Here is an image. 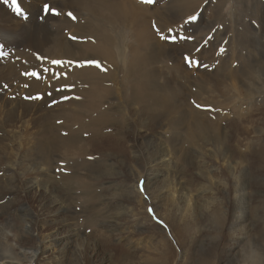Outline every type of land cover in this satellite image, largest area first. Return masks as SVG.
Listing matches in <instances>:
<instances>
[{"label":"bare ground","instance_id":"6f19581e","mask_svg":"<svg viewBox=\"0 0 264 264\" xmlns=\"http://www.w3.org/2000/svg\"><path fill=\"white\" fill-rule=\"evenodd\" d=\"M160 1L151 7L152 0H21L28 20L0 2V45L17 48L15 57L20 58L15 65L0 67V83L10 89L19 70L30 74L41 69L50 77L44 84L42 79L20 78L28 86L25 95L43 97L37 101L14 100L17 88L10 93L0 86V264H136L132 254L124 255L118 245L113 246L111 237L129 229L121 220L131 213L132 219L138 217L133 201L146 205L144 193L149 196L147 203L169 223L178 245L204 213L213 216L219 234L234 244L252 238L248 217L252 177L245 163L252 143L243 144L245 139L237 136L264 134L260 127L264 125V3ZM45 3L61 15L42 19ZM226 5L237 7L230 19L223 15ZM248 12L257 28L241 18ZM194 13H200L199 21L185 26ZM176 33L194 40H166ZM198 45L202 50L196 52ZM186 55L208 67L188 66ZM60 60L91 61L94 66L51 64ZM46 68L67 75L56 80ZM64 85L72 90L59 92ZM63 95L80 99L50 107ZM218 108L226 112L215 113ZM237 153L241 161L236 160ZM58 162L68 171L60 175L61 183L53 175ZM203 164L221 172L211 176L212 170H201ZM124 167L135 183L110 185L114 188L109 195L117 201L113 207L120 212L115 217L103 215L98 210L107 203L103 188L109 186L108 179L122 177ZM197 170L207 183L193 178ZM221 174L230 178L234 193L230 216L228 207L223 211L218 203V194L230 188L228 180L219 179ZM77 198L83 200L79 215ZM83 216L84 226H97L95 236L120 257L98 260L91 254L95 246L81 231ZM136 226L149 228L144 222ZM149 241L160 261L149 258L148 264H171L175 249L169 239L152 234ZM260 248L252 245L241 263L233 252L226 264H264V247Z\"/></svg>","mask_w":264,"mask_h":264},{"label":"rangeland","instance_id":"374dc122","mask_svg":"<svg viewBox=\"0 0 264 264\" xmlns=\"http://www.w3.org/2000/svg\"><path fill=\"white\" fill-rule=\"evenodd\" d=\"M164 1L167 2V0H162L158 3H161ZM261 1L264 3V0H261ZM155 2H156V0H155ZM155 4L156 3L152 4L151 7H153ZM5 7H7V6H5ZM236 9H237V7L235 8L234 5H230V6L226 5L225 10L223 11V15H224L225 19H230L229 16L232 15V13L236 11ZM208 13H210V12L208 11ZM12 14H14V13H12ZM236 14L237 13H235V15ZM250 16H251V12L245 13V14H243V16L241 14V18H243L246 23L253 24L254 27L257 28L258 24L254 23L255 21L250 19L249 18ZM234 18H236V17H234ZM227 22L229 23V21H227ZM177 26H179V25H177ZM181 27L183 28V26H181ZM237 29L240 31L241 30L244 31V29L240 25L239 26L237 25ZM184 35H186V34H184ZM70 38H71V41L76 40L75 37L70 36ZM92 39L93 38H89L88 41H90ZM3 49H7V50H3ZM0 50L7 53L6 56L0 57V67H6L5 65L8 63L10 65H13V64L15 65L18 62V60L20 61V58L15 57V52L17 51V48L15 51L14 49L4 48V47H1V45H0ZM246 54H247V52L243 53V55L247 57ZM252 57H254V56H252V54H251L248 59H250L252 61ZM23 60H24V58L22 59V61ZM216 67H217V65H216ZM30 71H32V70H30ZM35 71H36V73L38 72L39 76L42 77V75H43V77H44V78H42L43 84L50 81V77H49L48 73L45 75L43 72H41V71H43L41 69H39L38 71L37 70H35ZM34 72H30L29 75H26L25 71L19 70L18 71L19 77L13 78V80L11 81L12 84H11L10 89H9L8 85L4 84L5 82H3V83L1 82L0 86H4L3 88H5V90H8L9 92L12 91L14 88L15 89L17 88L16 90L14 89L16 91V94L12 95V99H14V100H16V99L22 100L23 99V101L29 102L30 99H32V98L25 95V90L26 91L28 90V86H25L24 82L22 80H20V78L24 79L25 81L29 80L28 82H30L31 80L36 78V77L31 76V75H36ZM123 76H124V73H121V75H120L121 81L123 80ZM68 79H70V76L68 77ZM75 82L80 83V84H84L88 87H91L90 84L82 83L81 81L76 80V79H75ZM195 91H196V89H193V92H195ZM10 93H14V91H12ZM16 96H17V98H16ZM262 99L264 100V98H262ZM32 100L37 101V99L36 100L32 99ZM68 101H62L61 100L59 103H66ZM190 103L193 105L194 100H190ZM52 106H53V104H50V107H52ZM195 107H196V105H195ZM217 112L225 113L226 111L218 108L215 113H217ZM244 125H246V124H244ZM248 125H249V123H248ZM260 127L264 128V125H261ZM234 132H235V134L237 133L235 130H234ZM236 136H237V134H236ZM237 139H245L243 144H246L247 140H248V143H249V141H250V143H252V147H251L252 150L250 152L251 154L247 153L245 156V158L247 157L245 159V163L248 162L247 164L250 167L248 174H250V177H252V180H251L252 184L250 186L251 189H248L249 194L252 193V194H250L251 195V205H250L249 216H248L251 219L252 238H251V236L247 237L245 240L241 241V244L239 243L240 245L238 244L239 246L237 244H234L232 242V239L227 238L226 235L221 236L219 234L220 232L218 230H220V229L216 225V222H215L213 216L209 213H204V214H201V216H199L200 217V223L195 226V228L192 230V232L189 231L190 233L185 235L184 240L182 239L184 242L181 245H178L176 243L175 239L173 238L172 232L170 231L169 223L165 222L166 220L161 215H158L156 211H154V215L159 220L163 221L164 224L167 226V227H164L161 224H159L157 222V220L153 219L152 214H149L148 208L151 207L152 209L154 208L153 210H155V207L152 206L150 203L149 204L147 203L149 196H148V194L144 193V198L142 201L144 203H146V205L143 204L144 206L140 205L141 206L140 207V206H138L137 201H133V206L134 207L136 206V209H137L136 214L138 217L136 218V216H134L132 219L131 218L132 213H131L129 217H127L125 215V220L120 219L122 224L124 226H128L129 229L125 230L122 234L115 235V236L111 237V238H113V239H111V243L113 244V246L118 245V247H120L123 250L124 255L132 254L131 255L132 256L131 261L136 263V264H148V262L152 263L151 261H156L158 263L160 261L159 260L160 257L158 255V252H156L154 250L155 246H153L152 242L149 241L150 235H152V234H154L156 236V238H159V237L162 238V235H163L166 238H168L169 241L172 243V246L175 249V255H173V257L171 259V264H226L228 262V255L233 253V252L239 254L238 262L241 263L243 261V257L245 258L247 255L250 254L252 245H254V246L258 245V248L261 247L260 249H262V247H264V164H263L264 163V134L261 135L260 133L254 132V133L246 134L244 137L243 136H240V137L237 136ZM236 141L233 138L234 147H236L239 150V146L237 145ZM246 146H248V145H246ZM9 147H11V146H9ZM253 149H255V150H253ZM250 155H251V157H250ZM256 156H258V157H256ZM255 158L256 159L259 158V159L256 160ZM261 158H263V159H261ZM236 160L241 161L238 153L236 156ZM254 160H256V161H254ZM127 162L129 163L128 159H127ZM56 165H57V167H56V169L53 170V175H54L56 181L61 183V180L59 179V178H61L60 175L67 174V172H68L67 168H66L67 166L63 162H58V163H56ZM204 165L205 164H203V166L201 167V170L202 171H205L208 169L212 170L213 173H211V176L216 175L217 172L219 171V170H217V172H216V170L214 168H209V166H207V165L204 166ZM252 165H254L256 167H254ZM220 167H222V166H220ZM259 168H260V171H259ZM219 172H221V171H219ZM122 174L123 175L120 178L108 179L107 182L109 183V186L107 185V187L103 188L104 190L102 191V193L106 192L105 195H107L106 198L108 199V200L106 199V202L108 204L107 203L105 205L102 204L98 209L103 215L115 217L116 214L118 212H120V210H117L115 207H113V204L117 201L112 200V195H113L112 194L113 193L112 188H114V187L110 186V185H114V186L125 185L126 186V184H128V182H130V183L134 182L135 183V181L133 180L134 178H132L130 176V171H129L128 167H124V170H122ZM192 174H193L192 176L194 179L199 180L198 182H200L202 184L207 183L206 181H203V179L201 178L200 170L192 172ZM57 176H59V177L57 178ZM218 177L220 180H223V181L225 179L228 180V185L230 188H227V192H220L217 197L220 198L218 203L220 204V207L222 208L223 211H224L225 206L228 207V208H226L227 210H225V211H227L229 213V216H230V214L232 215V212H231L232 207H231L230 203H231L232 198L234 196L233 189L231 187L230 178H228V176L225 177V174L224 175L221 174V176L219 175ZM253 178H255V179H253ZM139 181H140L139 182L140 186H141V181H143V183L145 182L144 179L139 180ZM253 181H255V182H253ZM60 183H59V186L63 187V185ZM232 185H233V183H232ZM109 187H110V189H109ZM79 192H81V191L80 190L76 191L77 194H79ZM110 193L112 195H109ZM78 199L79 198H77V202L76 201L74 202L75 204L78 203L77 207L75 208L77 215L81 214V212H82L81 206L83 207V200L82 199L78 200ZM31 205H32L31 206L32 211H36L37 210V208H35L36 206L34 204H31ZM122 206L127 207L128 205L124 204ZM112 208H114L115 210H113ZM131 208H132V206H131ZM142 208H143V210H142ZM111 211H113V212H111ZM137 211L139 213H142V214L139 215L137 213ZM177 214H176V212L172 213L173 216H175ZM233 214H234V212H233ZM99 216L101 217V214H99ZM111 219H112L111 221L115 220L114 218H111ZM83 221H84V216L79 218V223L81 225V231L84 232V235H85L84 237L87 238L88 244L91 246H95V251H93L91 254L95 255L96 259L99 260V259L107 258L109 260H112L114 258L115 254H116L115 256L117 258H118V256L120 257V254H121L120 252H117V250H116V252L118 254L115 251H113V253H112L111 252L112 250L109 249L108 247H106L105 244L103 242H101L98 237L95 236V233H96L95 230L98 229L97 226L96 227L90 226L89 228H87L84 226ZM140 222H144V223L148 224L149 228H147L146 230L140 229L139 226L138 227L136 226V224L137 223L140 224ZM219 235L222 237V239ZM126 238H128V239H126ZM250 238L255 240V241L252 240L254 242V244H252V241ZM128 243L131 244L130 247H129ZM34 245H35L34 242H32V243H30L29 247L32 248L31 246L34 247ZM128 251H130V252H128ZM131 252H133L134 254ZM123 254L121 256H124ZM263 257H264V252H263L262 258ZM149 258L152 260L149 261L150 260ZM115 262H116V260H115ZM33 264H36V262H34ZM113 264H119V263L116 262Z\"/></svg>","mask_w":264,"mask_h":264},{"label":"snow or ice","instance_id":"6c2138e0","mask_svg":"<svg viewBox=\"0 0 264 264\" xmlns=\"http://www.w3.org/2000/svg\"><path fill=\"white\" fill-rule=\"evenodd\" d=\"M0 2H2L5 6L9 7L10 10L19 18H22L24 20H28L29 19V13L27 11V9L24 7V5L21 3V0H0ZM141 2L143 3V0H141ZM155 0H152L151 4H154ZM151 4H147V5H151ZM55 9V12L53 11ZM42 19L46 18L48 15H55V16H59L61 15L60 11L56 8H54L51 4L45 3L43 5L42 8ZM71 18V17H70ZM200 13H194L192 14L191 17L187 18V20L185 21V26L189 25V24H194L197 23L200 19ZM172 31V30H171ZM166 40H170L172 43H182L184 41H193L194 37L190 36V35H183L181 36L179 33H176L174 35H170V36H165ZM169 37H171L169 39ZM206 41V40H205ZM204 41V45L207 46V43ZM202 49L200 48V46L198 45L197 48L195 49L196 52L201 51ZM220 51V50H219ZM221 54L224 53L220 51ZM7 53L3 52L2 50H0V57H4L6 56ZM185 61L186 64H188V66H191L193 64L197 65L198 67H204L207 68L208 65L205 64H201L200 61L198 59H195L191 56H185ZM52 65H54L56 68H66L69 65H73L75 64L76 67H80L83 68L85 66H94V64L91 61H85V62H74V61H62L60 60L59 62L56 63H51ZM48 72H50L52 74V76L56 79L59 80L62 77H66L67 73L66 72H58L55 70V68H46ZM45 71V69H44ZM36 73V72H35ZM26 75H29V73H27ZM32 77H36L37 79H42L41 76H39L38 73H36V75H31ZM27 86V85H26ZM6 87V86H5ZM72 87L69 85H64L63 87L59 88L58 91L63 93V92H68L71 91ZM50 95V93H49ZM32 99H42V96H35V97H31ZM71 99H80V97H72L69 95H63L61 97L62 101H68ZM60 101L58 100H54L51 103L53 105L59 103ZM197 108L202 107L201 105H196ZM66 135V133H65ZM145 187H144V183L143 181H141V187H140V191L143 193L145 192ZM148 212L149 214L153 215V219L157 220V222L159 224H161L164 227H167L163 221L159 220L155 215H154V210L149 207L148 208Z\"/></svg>","mask_w":264,"mask_h":264}]
</instances>
